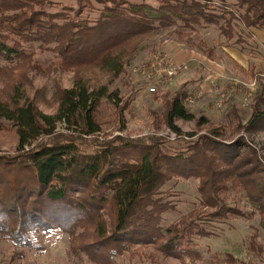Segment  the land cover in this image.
<instances>
[{
  "label": "trees",
  "instance_id": "1",
  "mask_svg": "<svg viewBox=\"0 0 264 264\" xmlns=\"http://www.w3.org/2000/svg\"><path fill=\"white\" fill-rule=\"evenodd\" d=\"M201 1L157 0L155 6L99 0L103 8L98 19L60 23V14L35 8L43 4L41 0H0V70L8 68L2 62L28 58L27 49L41 41V45L56 42L55 49L68 67L97 65L118 75L130 44L137 48L140 36L158 28L157 20L159 27L178 20L191 29L194 23L219 24L228 38L234 36L233 19L246 27L264 28V0H239L247 5L240 15L226 10L218 14L207 4L212 0ZM222 19L225 24H220ZM107 94L106 88L91 90L78 81L62 91L54 115L39 111L33 102L0 99V129L1 120H8L19 137L16 155L0 152V236L14 246H32L36 235L60 229L69 234V251L97 264H118L119 256L126 252L133 256L151 244L166 256L193 257L187 234L204 217L194 219L193 210L163 227L162 213L172 206L157 196L174 177H198L203 206L216 207L207 217L235 211L218 199L223 172L212 169L218 155L222 164L234 168L236 159L228 153L232 144L204 135L170 152L165 147L167 136L101 138L95 112ZM257 98L251 124L264 125V87ZM165 116L178 140L185 134L176 120L195 117L182 94L173 97ZM62 121L69 127L67 132L56 131ZM248 191L264 212V185ZM109 203L115 207L110 226L101 212Z\"/></svg>",
  "mask_w": 264,
  "mask_h": 264
},
{
  "label": "rangeland",
  "instance_id": "2",
  "mask_svg": "<svg viewBox=\"0 0 264 264\" xmlns=\"http://www.w3.org/2000/svg\"><path fill=\"white\" fill-rule=\"evenodd\" d=\"M41 1L43 4H36L35 8L60 14V23L96 20L103 8L99 0ZM131 1L158 4L157 0ZM207 4L218 14L226 10L236 15L243 14L247 6L239 0H212ZM226 17L230 18V14ZM232 22L235 32L228 38L215 23H194L191 29L183 27L180 20L165 27L154 21L158 28L140 36L134 50V43L130 44L118 75L97 65L78 68L64 65L55 49L56 42L41 45V41H36L27 49L28 58L12 64L2 62L8 68L0 70V99L33 102L48 115L58 112L62 91L74 87L78 81L91 90L106 88L108 94L100 99L95 112L101 138L167 136L169 142L165 147L170 152L204 135L232 144L228 153L236 159L234 168L222 164L219 155L214 157L211 151L208 154L215 158L212 169L223 172L224 181L217 197L235 211L225 210L223 215L207 217L216 207L203 206L198 177H174L157 196L172 206L162 213L163 227L178 222L193 210L194 219L204 217L187 234L195 251L193 257L187 255L181 260L166 256L151 244L133 256L128 252L119 256L118 264H264V212L248 191L264 185V125L251 124L254 106L259 102L258 91L264 87V28L246 27L235 19ZM220 24H225L223 19ZM173 42L191 58L175 62L178 72L171 82L157 83L142 65L158 49L171 57L168 50ZM152 85H156L157 91H150ZM177 94H182L186 107L195 115L190 120H176L185 134L183 140L176 138L165 119L169 103ZM261 108L264 109V103ZM1 124L0 152L16 155L19 144L16 127L5 119ZM56 126L59 132L69 130L63 121ZM236 174L241 178L233 177ZM101 212L108 226L112 225L114 205L107 204ZM69 246V234L60 229L36 235L32 246H14L0 236V264H97L84 254L82 259L77 257Z\"/></svg>",
  "mask_w": 264,
  "mask_h": 264
},
{
  "label": "built area",
  "instance_id": "3",
  "mask_svg": "<svg viewBox=\"0 0 264 264\" xmlns=\"http://www.w3.org/2000/svg\"><path fill=\"white\" fill-rule=\"evenodd\" d=\"M148 76L157 83H168L173 80L178 72L175 62L161 50H155L149 60L142 65ZM145 68V69H144ZM151 92L157 91L156 85L150 87Z\"/></svg>",
  "mask_w": 264,
  "mask_h": 264
},
{
  "label": "crops",
  "instance_id": "4",
  "mask_svg": "<svg viewBox=\"0 0 264 264\" xmlns=\"http://www.w3.org/2000/svg\"><path fill=\"white\" fill-rule=\"evenodd\" d=\"M168 52L171 54V59L174 61V62H176V63H179V62H183V61H185L184 60V58L185 57H187L188 58V56H185V54H183V53H181V51L178 49V45H176V43L175 42H173L172 44H171V46H169V50H168ZM184 57V58H183ZM191 58V55H190V57L188 58V59H190ZM186 59V58H185ZM190 61V60H189Z\"/></svg>",
  "mask_w": 264,
  "mask_h": 264
}]
</instances>
